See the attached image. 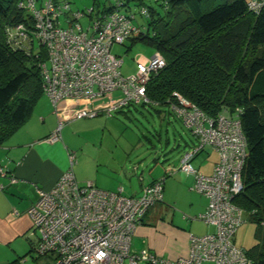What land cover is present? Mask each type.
I'll return each mask as SVG.
<instances>
[{"label": "built area", "instance_id": "built-area-1", "mask_svg": "<svg viewBox=\"0 0 264 264\" xmlns=\"http://www.w3.org/2000/svg\"><path fill=\"white\" fill-rule=\"evenodd\" d=\"M84 12H71L67 2L21 0L20 8L32 16V28L18 24L7 29V41L28 50L38 42L46 52L40 63L43 93L49 98L58 122L48 141L61 139V130L72 119L96 117L104 111L107 117L130 104L148 102L146 86L150 76L165 66L160 52L149 58H136L135 72H120L122 59L112 53L114 44H123L130 36L146 30L136 23L131 3L137 0H97ZM153 5L158 0H141ZM248 9L259 13L264 0H244ZM105 8L104 12L97 9ZM149 7L141 4V16H149ZM67 12L68 19L59 16ZM93 14L83 28L80 18ZM26 47V48H25ZM117 92V99L110 97ZM171 103L176 117L191 132L196 143L183 152L177 170L194 176L192 189L206 197V209L197 218L215 228L213 233L189 235L188 253L176 259H161L147 249L134 251L132 238L145 214L162 201L164 178L145 185L140 194L127 196L121 187L105 190L93 181L80 182L72 166L64 171L48 190L38 189V199L27 209L31 234H37L34 252L52 256V264H253L243 248L236 246L234 236L244 222V212L234 202L243 190L242 172L247 156V141L242 131L240 109L234 113L219 112L207 116L195 104L177 92ZM108 97L103 110H78L72 118L66 100L95 101ZM63 117V119H60ZM210 148L219 154L210 174L193 165L200 153ZM175 169L169 174L172 175ZM0 175L7 173L0 167ZM10 183L16 177H8ZM4 185H0V190Z\"/></svg>", "mask_w": 264, "mask_h": 264}, {"label": "trees", "instance_id": "trees-1", "mask_svg": "<svg viewBox=\"0 0 264 264\" xmlns=\"http://www.w3.org/2000/svg\"><path fill=\"white\" fill-rule=\"evenodd\" d=\"M20 1L0 0V146L31 118L44 95L39 67L47 57L44 48L13 47L5 35L9 24L32 22L18 8ZM55 1L67 2L71 12L99 7L97 0L83 8H72V0ZM141 4L149 7L148 17L140 15ZM134 5L135 21L146 30L127 40L153 47L165 60L150 76L148 102L140 106L176 116L171 103L177 92L210 117L239 108L247 156L243 190L233 202L264 227V7L254 13L244 0H158L153 5L137 0ZM68 17L64 12L59 19ZM31 244L34 251L36 240ZM252 250L245 251L253 264H264V250Z\"/></svg>", "mask_w": 264, "mask_h": 264}, {"label": "crops", "instance_id": "crops-1", "mask_svg": "<svg viewBox=\"0 0 264 264\" xmlns=\"http://www.w3.org/2000/svg\"><path fill=\"white\" fill-rule=\"evenodd\" d=\"M64 103L69 105L68 112H73L81 101L76 103L66 100ZM57 122L58 116L44 94L31 118L0 146V167L7 173L6 177L0 175V185H4V189L0 190V246L11 245L18 238L31 234V219L27 209L38 199L37 190L50 189L58 177L70 168V150L66 144L61 139L52 142L47 140L56 129ZM201 157L197 156L194 160ZM82 159L78 160L79 166L84 165ZM215 162L209 166L199 162L196 168L208 175ZM76 163L75 157L72 169ZM137 168L133 167L132 171L126 168V177L112 169H109L106 177L96 176L88 170L79 171L80 174L77 173L75 177L80 182L91 180L105 190L121 187L127 196H136L145 185L158 180L154 178L144 181L140 176L133 183L131 177L135 178L133 170ZM177 168L167 183L171 191V196L166 198L167 203L155 205L137 225L131 243L134 251L147 249L156 257L173 260L188 253L190 234L201 236L215 231L213 226L197 218L206 209L208 201L192 189L194 176ZM10 175L16 177V182H9ZM175 207L186 211L187 215L181 219Z\"/></svg>", "mask_w": 264, "mask_h": 264}, {"label": "rangeland", "instance_id": "rangeland-1", "mask_svg": "<svg viewBox=\"0 0 264 264\" xmlns=\"http://www.w3.org/2000/svg\"><path fill=\"white\" fill-rule=\"evenodd\" d=\"M36 1L39 5L43 0ZM72 1V8H83L90 6L92 0ZM134 4L131 3L130 6L133 11H137L138 7ZM18 8L20 7L18 6ZM20 9L32 18L27 10ZM61 21L63 23V19ZM142 21L145 25L149 22L146 18ZM80 22L83 28H86L89 24L88 17H82ZM18 24H23L26 29H30L33 22L30 25L25 22L9 24L4 29L5 35H7L8 28ZM35 46H38V42L35 43ZM111 51L122 59L120 72L123 75L135 72L134 60L136 58H149L155 52L154 48L149 45L141 42L132 43L130 40H126L123 44H114ZM119 96L120 94L117 92L110 94L113 99H117ZM107 101L108 97L95 101L82 100L79 107L73 112H68L69 105L66 104L59 105V109L66 106L67 113L74 118L78 110H103ZM61 140L77 159V163L73 167L75 175L80 174L79 171L88 170L96 176L106 177L109 169H112L115 173H121L126 177L125 169L132 171L133 167L137 166V170H133L135 178L131 177L133 183H136L140 176L144 181L164 178L162 191L164 200L155 205L162 202L167 203L166 198L171 196L167 183L174 176L169 173L177 168L183 152L196 143L194 136L176 118L174 113L167 111L158 113L148 105L140 106L139 104H130L121 111L114 112L112 117H107L102 111L96 117L72 119L61 130ZM200 155L202 160H194L195 167H198L199 162L209 166L219 158V154L210 148L198 156ZM81 157L84 165L79 166L78 160ZM176 210L179 211L178 215L181 219L187 215L184 210L179 208ZM36 239L37 234L29 233L25 237L18 238L11 245L0 246V264H52V256H39L32 251L31 242ZM234 242L236 246L250 252L256 246L264 250V227L251 221L244 213V222L236 231ZM139 264L153 263L140 261Z\"/></svg>", "mask_w": 264, "mask_h": 264}, {"label": "bare ground", "instance_id": "bare-ground-1", "mask_svg": "<svg viewBox=\"0 0 264 264\" xmlns=\"http://www.w3.org/2000/svg\"><path fill=\"white\" fill-rule=\"evenodd\" d=\"M53 258V257H52Z\"/></svg>", "mask_w": 264, "mask_h": 264}]
</instances>
